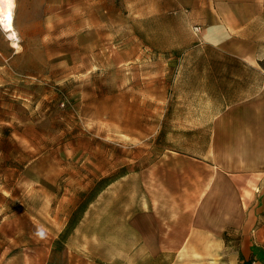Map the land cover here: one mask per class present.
Returning a JSON list of instances; mask_svg holds the SVG:
<instances>
[{
    "label": "rangeland",
    "instance_id": "obj_1",
    "mask_svg": "<svg viewBox=\"0 0 264 264\" xmlns=\"http://www.w3.org/2000/svg\"><path fill=\"white\" fill-rule=\"evenodd\" d=\"M190 1L15 0L19 47L0 34V264H264V209L205 255L145 260L129 244L176 124L264 90V60L195 40Z\"/></svg>",
    "mask_w": 264,
    "mask_h": 264
},
{
    "label": "crops",
    "instance_id": "obj_2",
    "mask_svg": "<svg viewBox=\"0 0 264 264\" xmlns=\"http://www.w3.org/2000/svg\"><path fill=\"white\" fill-rule=\"evenodd\" d=\"M182 13L199 26L196 41L252 67L264 60V0H191ZM0 34L12 44L1 26ZM192 123L183 130L177 123L149 179L145 170L147 209L129 236L145 260L183 250L205 255L229 228L252 233L264 209V90Z\"/></svg>",
    "mask_w": 264,
    "mask_h": 264
},
{
    "label": "bare ground",
    "instance_id": "obj_3",
    "mask_svg": "<svg viewBox=\"0 0 264 264\" xmlns=\"http://www.w3.org/2000/svg\"><path fill=\"white\" fill-rule=\"evenodd\" d=\"M14 9H15V0H12V3L9 4L7 0H3L2 3H0V18L7 17L9 13H11V21L5 20V23L3 25H0L3 30L6 31V35L9 39H11L12 44L15 47H18V34L14 27ZM11 25L10 27L8 25Z\"/></svg>",
    "mask_w": 264,
    "mask_h": 264
},
{
    "label": "snow or ice",
    "instance_id": "obj_4",
    "mask_svg": "<svg viewBox=\"0 0 264 264\" xmlns=\"http://www.w3.org/2000/svg\"><path fill=\"white\" fill-rule=\"evenodd\" d=\"M2 2H3V0H0V3H2ZM7 2H8L9 4H11V3H12V0H7ZM11 19H12V17H11V13H9V14L7 15V17L0 18V25H3V24L5 23V20H7V21H11ZM8 26L10 27L11 25L9 24Z\"/></svg>",
    "mask_w": 264,
    "mask_h": 264
},
{
    "label": "built area",
    "instance_id": "obj_5",
    "mask_svg": "<svg viewBox=\"0 0 264 264\" xmlns=\"http://www.w3.org/2000/svg\"><path fill=\"white\" fill-rule=\"evenodd\" d=\"M193 29H194L195 32H198V30H199V26L194 25Z\"/></svg>",
    "mask_w": 264,
    "mask_h": 264
}]
</instances>
